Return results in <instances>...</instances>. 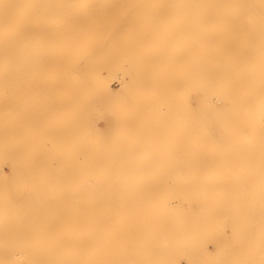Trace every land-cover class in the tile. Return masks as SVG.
<instances>
[{
    "label": "bare ground",
    "instance_id": "6f19581e",
    "mask_svg": "<svg viewBox=\"0 0 264 264\" xmlns=\"http://www.w3.org/2000/svg\"><path fill=\"white\" fill-rule=\"evenodd\" d=\"M67 1L70 0H0V141L7 133L14 132L16 137L25 134L23 117L27 113V98H70V101L77 98L76 106L81 111L85 102L91 104L89 114L83 116L82 111L70 119L76 128L75 131L72 127V131L81 133L69 135L72 141L67 135L72 147L66 145L67 142L65 148H59L55 144L59 139L50 137V141L45 136L39 137L37 151L31 153L33 155L26 154L30 163L28 160L29 164L22 163L26 158L21 157L22 161L21 154L20 164L18 157L13 158L7 152V149L17 148L18 155L19 142L15 148H9V138L8 147L0 146V264H264V0H123L140 2L141 7L143 2L191 5V8H168L170 13L183 11V14L178 13L181 21V16L188 15L186 21L190 30L186 33L187 39L185 33L182 35L179 31L170 36L174 40V37L184 38V44L187 42L194 49L199 47L190 49L193 57L187 60L189 66L175 67L176 59H170L173 67L166 63L169 67L152 70L148 76L151 78L148 91L142 89L143 85L135 87L136 97L161 98L162 103L166 102L169 115H155L157 119L153 120L157 121L159 129L154 132L150 129L156 126L151 128L150 124L147 126L140 121V129L145 125L149 131L144 130L146 128L132 130L135 132H131L132 135L125 127L149 115H143L147 107L145 112L140 111L143 115L140 117L120 112L125 100L118 90H113L111 77L117 83L116 78L121 79V87L126 85L127 79L118 72L121 71L119 65L115 66L118 60L125 62L126 58H116L117 61L113 58L114 66L110 64L113 60L110 62L107 58L112 67L97 63L114 54L111 45L122 37L117 23L125 19L114 24L107 12V18L99 22L95 13L100 4L93 12L95 19L79 22V18L76 23L72 12L71 15L67 12L71 20L66 18L68 15L59 17ZM50 5L55 8L51 10ZM93 5H89L91 10ZM118 5L111 13L119 10ZM79 10L75 12L78 14ZM31 13H34L32 17ZM45 13H52L54 17L45 18ZM80 13L73 16L81 17ZM181 21H177L178 27ZM160 30L159 36L170 33L166 28ZM131 32L127 31L122 38L127 39ZM102 40L109 46L100 50L97 45L100 41L102 44ZM134 41L142 44L139 39ZM133 45L136 50L137 44L130 47ZM121 49L124 48L121 46ZM115 54L119 55L120 50ZM109 69L113 70L111 77ZM144 79L142 76L136 85L142 84ZM102 98H114L115 105L122 102L123 105L119 104L122 109L118 111L117 105L108 106L105 99L106 106L102 103L101 107ZM136 99L129 101L133 103ZM51 103L55 108L56 101L51 99ZM155 103L154 107L158 101ZM136 107L132 108L136 111ZM84 125L86 130L82 128ZM87 134L89 140L84 136ZM105 140L108 145H102ZM23 141L20 139L26 148ZM48 141L51 144H47ZM88 141L91 146L85 145ZM13 142L15 144V140ZM121 142L125 145L117 146ZM27 148L22 147V150H34ZM68 148L74 153L65 151ZM22 150L20 153H24ZM15 154L12 156L16 157ZM61 155L65 157L60 160ZM34 158H42L44 163L34 161L38 163L34 165ZM9 159L12 164L7 163L11 162ZM58 160L64 164L63 170H59ZM4 165L15 177L13 185L3 179ZM36 175L41 177L40 182L36 179L33 183L35 179L31 178ZM63 175L69 176L64 178ZM16 180L23 181V186Z\"/></svg>",
    "mask_w": 264,
    "mask_h": 264
},
{
    "label": "rangeland",
    "instance_id": "374dc122",
    "mask_svg": "<svg viewBox=\"0 0 264 264\" xmlns=\"http://www.w3.org/2000/svg\"><path fill=\"white\" fill-rule=\"evenodd\" d=\"M78 1V2H77ZM85 0H83V1H81V0H70V1H67V2H69V3H67V4H65L66 5V7H65V5L63 6V8H62V14L61 15H59V17H62V18H65V17H63V16H67L68 14H67V12L71 15L72 13H74L75 15H78L79 16V13H80V15H81V17H76V16H73V15H71V17L72 18H74V21H73V19H72V21L73 22H80V21H82L83 19L84 20H87V18L89 19V18H91L92 19V17H94L93 19H95V14H97V18L99 19H96V20H98L99 22H103L101 19H106L107 18V16H109L108 17V19L109 20H113V23L115 24V23H117V20H118V22L120 21V20H123V18L125 19V20H123V21H120V23H117L118 25L120 24V26H118L117 27V29H118V31H120V30H122V32H123V34L124 33H126L127 31H132L131 32V34L129 35V36H127L126 38L129 40V41H127V39H124V38H122L123 36L125 37L126 35H127V33L126 34H122V32H120V36H122V37H119V41L120 42H118V40H116L117 41V43H116V41H115V43L117 44V47H116V45H114L115 43H113V45H111V49H113V53L115 54V52H119V50H120V54L119 55H112V54H110V56H106V57H104V58H102V59H100V60H98L97 61V63H99L100 62V64L102 65V66H106V65H108V66H110L109 65V63L113 60V62H111L110 64L111 65H113L114 66V64L116 63L115 62V60H116V58H119L120 60L123 58V56H124V58H126L127 59V63H126V59H125V62H124V59L122 60V61H117V65L115 64V66H118L119 65V68L121 69V71H118L119 73H121L122 75H124L123 77L124 78H126L127 80H126V85L124 84L123 85V87H121V79H120V81H119V79L118 78H116L117 80H118V83L115 81V79H114V81H113V79H112V72H113V70H111L110 71V69H109V74H111L110 75V77H111V86H112V88H113V90H118V92H120L119 93V95L121 96V98H123L124 100H125V105H126V103L128 104V105H124V106H122L123 107V109L120 107V105H123V103L122 102H118V104L116 103V105H117V110L119 111V110H121L122 109V111H120V112H123V113H125L126 114V116H127V114L129 115H137L138 117H140L139 115L141 114L142 115V112H145V108L147 107V112H145V113H143V115H149V117H147V119L145 118V119H136L138 122H136V120H135V123H133L132 122V125L130 126V125H127L125 128L127 129V130H129L130 131V134L132 135V133H135V132H137V129L138 130H141V129H143V128H146V129H144V130H146V131H149V127H153V126H156V128L154 127L152 130L150 129V131L151 132H154L155 130H157V128L159 129V126H158V124H157V121H154V120H156L157 119V117L155 116V115H157L158 113L159 114H164V115H162V116H166L167 117V115H169V107L167 106V103L165 102H163L162 103V101H160L161 100V98L159 99V98H155V100H154V98H139V97H136V96H138L137 95V91H136V89H135V87L136 88H138L140 85H143V88H142V86H141V88L142 89H144V90H146V91H148L149 90V88H150V80H151V78H149L148 76H150L151 74L150 73H152V70L155 68V67H169V65H170V67H173L172 65H171V63L173 62H171V60H175L176 59V61H174L173 62V65L175 66V67H181V68H184V66L185 67H187V66H189L188 64V61L187 60H189V57L191 58V57H193V54H192V51H193V47L194 46H188L187 45V42L184 44V38H188L189 37V35H188V37H187V34H189V29H188V23H187V21H188V15H186V17H184V16H181V18H182V21L179 19L180 17H179V14L178 13H180V14H183V11H181V12H179V11H175V13H174V11L172 12V13H170V12H168V11H170V10H168V8H184V7H188V8H191V5H181V6H179L180 4H177L176 6L175 5H172V4H165V3H149V2H143V5H142V7H141V4L142 3H138V2H128V1H123V0H86V1H88V2H86V4H88L87 5V7H86V4H83V3H85L84 2ZM92 1V2H91ZM105 1V2H104ZM111 2V4L109 5V3ZM114 2H117V5L120 3V2H122V5H121V9H122V11L124 12V13H122V11H120L121 9L119 8V10L118 9H116V12H112L113 14H115V15H113L112 16V13H111V10H114L115 9V7H117V5H116V3H114ZM119 2V3H118ZM126 2H128L127 4H126ZM78 3V4H77ZM92 3H94L95 5H93ZM135 3V4H134ZM147 3H148V5H147ZM82 4V5H81ZM98 4V5H97ZM101 4V7L99 6ZM112 4L113 5H116V6H114V8L112 7H110V6H112ZM121 4V3H120ZM130 4H132V6H133V8H132V6L130 5ZM134 4V5H133ZM137 4H139V6L138 7H136L137 6ZM81 5V6H80ZM83 5H84V9H82L83 8ZM89 5H93V7H92V10H93V8L95 7V9L92 11L90 8H91V6H89ZM104 5V6H103ZM124 5V6H123ZM146 5V6H145ZM151 5H152V7H151ZM164 5H166L165 7H163ZM171 6V7H169V6ZM89 6V7H88ZM97 6V7H96ZM102 6H103V8L105 9H103L102 8ZM108 6V7H107ZM123 6V7H122ZM128 8V10L126 11L125 9H127L126 7ZM128 6H130V7H128ZM151 8H150V7ZM174 6V7H173ZM177 6H179V7H177ZM194 7H196L195 5H193ZM43 7H45V6H43ZM49 8H51V10L53 9V7L55 8V5H50V6H48ZM48 7H46V8H48ZM70 7V8H69ZM75 7H78L80 10H79V13L77 14V12H75L76 11V9H78V8H75ZM98 7H100L97 11L98 12H96L95 14L93 13L94 11H96V8H98ZM125 7V8H124ZM136 7V8H135ZM146 7V8H145ZM155 7V8H154ZM65 8V9H64ZM68 8V10L66 11V9ZM73 8V9H72ZM75 8V9H74ZM86 8V9H85ZM142 8V9H141ZM144 8V9H143ZM157 8V9H156ZM69 9H71V11L69 10ZM88 9L90 10V13L92 12V14H90L89 13V11H88ZM140 9H141V13H143L144 12V10H145V12L141 15V13H140ZM149 9V10H148ZM152 9V10H151ZM165 9H166V11H165ZM74 10V11H73ZM84 10H86V11H84ZM100 10V11H99ZM118 10V11H117ZM125 10V11H124ZM160 10V11H159ZM168 10V11H167ZM65 11H66V14L64 15L63 14V12L65 13ZM87 11H88V13H87ZM104 11V12H103ZM132 11H135V12H132ZM147 11H149V12H147ZM155 11H157V12H155ZM167 12V13H164V12ZM72 12V13H71ZM83 12V13H82ZM108 12V13H107ZM126 12V13H125ZM155 12V13H154ZM101 13V14H100ZM105 13H107V14H105ZM129 13V14H128ZM137 13H139L138 15H136ZM147 13V14H146ZM151 13V14H150ZM34 14V13H33ZM32 13H31V15H29V16H31L32 17V15H33ZM84 16H83V15ZM87 14H89V16H91V17H89ZM99 14H100V17H99ZM109 14H111V15H109ZM126 16H125V15ZM155 14V15H154ZM161 14H163L162 16H161ZM167 14H169V15H167ZM176 14H178V16L176 15ZM188 14V13H187ZM70 15H68L66 18L68 19L69 17H70ZM86 15V16H85ZM94 15V16H93ZM107 15V16H106ZM130 15V16H129ZM152 16V17H149V16ZM158 15V16H157ZM164 15H166V16H164ZM35 16H36V14H35ZM42 17H43V15H41ZM44 16H45V18H48V17H51V16H53L52 15V13H51V15H47V13H45L44 14ZM82 16H83V18H82ZM111 16V17H110ZM115 16V18L114 19H111V18H113ZM122 16H124V17H122ZM132 16V17H131ZM137 16V17H136ZM138 16H139V18H138ZM171 16V17H170ZM175 16H176V18H175ZM54 17V16H53ZM71 17L69 18L70 20H71ZM86 17V18H85ZM105 17V18H104ZM118 17H119V19H118ZM129 17V18H128ZM148 17H149V19H148ZM158 17H159V19H158ZM179 17V18H178ZM80 18V19H79ZM82 18V19H81ZM121 18V19H120ZM133 18V19H132ZM153 18V19H152ZM173 20H172V19ZM189 18H190V16H189ZM75 19H76V21H75ZM77 19H79L78 21H77ZM132 19V20H131ZM146 19V22H144L143 20H145ZM151 19H152V21H151ZM158 20V22H157V20ZM177 19V20H176ZM186 19H187V21H186ZM129 20V21H128ZM139 20V21H138ZM161 20H164V21H161ZM125 21H127V23L125 22ZM134 21V22H133ZM140 21H141V23H140ZM161 21V22H160ZM168 21H169V23H168ZM174 21V22H173ZM177 21H181L180 22V27L182 26V28H181V30L180 29H178V28H180V27H178L179 26V23H177ZM184 21H186V22H184ZM123 22V23H122ZM130 22H132L131 24H130ZM136 22V23H135ZM137 22H138V24H137ZM143 22V23H142ZM149 22V23H148ZM151 22L153 23V24H151ZM172 22V23H171ZM182 22H184V23H182ZM156 23V24H155ZM164 25H162V24ZM175 23V24H174ZM122 24V25H121ZM124 24V25H123ZM134 26H133V25ZM135 24H137V25H135ZM159 24V25H158ZM167 24V25H166ZM183 24V25H182ZM129 25V26H128ZM143 25V26H142ZM149 25V26H148ZM155 27H154V26ZM170 25H177V26H170ZM123 26V27H122ZM127 26V27H126ZM146 26L149 28V27H151V28H149V30H147L148 28H146ZM159 26H160V28H161V30H160V28H159ZM170 26V27H169ZM120 27V28H119ZM128 27H130V28H132V30H130ZM139 27H140V29H139ZM144 27H145V30H144ZM154 27V28H153ZM157 27V28H156ZM166 28V30L168 29V31L170 32L169 34H168V36L167 35H161V36H159V34H158V32H159V30L162 32V31H164L165 30V28ZM183 27H185V30H184V28ZM124 28V29H123ZM159 28V29H158ZM170 28V29H169ZM176 29V31H175V29ZM155 29H156V31H155ZM173 29V30H172ZM178 29V30H177ZM124 30V31H123ZM136 30V31H135ZM140 30V31H139ZM147 30V31H146ZM158 30V31H157ZM173 31V34H172V31ZM184 30V31H183ZM187 30V32H185ZM141 33H139V32ZM181 32L182 33V35H184V33H185V37L184 38H182V39H179L178 37H174L175 38V40L173 39V35L176 33V32ZM135 34H134V33ZM144 32V33H143ZM148 32V33H147ZM151 32H154V33H151ZM136 33H138V34H136ZM148 35H147V34ZM187 33V34H186ZM134 34V35H133ZM146 34V35H145ZM153 34V35H152ZM158 34V35H157ZM132 35H133V37H132ZM135 35H136V37H135ZM138 35V36H137ZM144 35L146 36V38L144 37ZM170 35H172V36H170ZM140 36H142V37H140ZM149 36H151L152 37V39H151V37H149ZM166 36H167V38H166ZM139 37V38H138ZM157 39H156V38ZM160 37H162V38H160ZM164 37V38H163ZM170 37V39H168ZM172 37V38H171ZM121 38H122V41H121ZM132 38H134L133 40H132ZM158 38H160V39H158ZM138 40L139 39V41L140 42H142V44H138V43H136V41H134V40ZM145 39V40H144ZM150 39V40H149ZM155 39V40H154ZM162 39V40H161ZM168 39V40H167ZM185 39V40H186ZM125 40H126V45H125ZM153 40V41H152ZM160 40V41H159ZM171 40H173L172 41V43H171ZM124 41V42H123ZM138 41V42H139ZM151 41V42H150ZM155 41H157V42H155ZM159 41V42H158ZM162 41L164 42V43H162ZM166 41V42H165ZM169 41V42H168ZM175 41H176V43H175ZM179 41H181V42H179ZM129 42H130V44H129ZM132 42V43H131ZM145 42V43H144ZM173 42H174V44H173ZM183 42V43H182ZM106 43H108V42H106L105 40H102V44H101V41H100V43H99V45H101V46H99V45H97L98 47V49H100V50H102V49H105V47H107V46H109V44H107L106 45ZM119 43V44H118ZM124 43V44H123ZM144 43V44H143ZM147 43V44H146ZM150 43V44H149ZM155 43V44H154ZM170 43V44H169ZM120 44H121V46H122V48H124V49H121V46H120ZM132 44H137V46H136V50H134L135 49V45H133V48L132 47H130V46H132ZM160 46H159V45ZM177 44V45H176ZM178 44H180V45H178ZM139 45V46H138ZM147 45V46H146ZM149 45V46H148ZM155 45V46H154ZM161 45H163V46H161ZM165 45H167V46H165ZM183 45V46H182ZM104 46V47H103ZM120 46V47H119ZM124 46H126L127 47V49L130 47L131 49H132V51H131V49L129 48L127 51L125 50V48L126 47H124ZM129 46V47H128ZM143 46V47H142ZM180 46V47H179ZM103 47V48H102ZM116 47V48H115ZM140 47V49H138ZM144 47H146L145 49H144ZM152 47V48H151ZM154 47V48H153ZM163 47V48H162ZM167 47V48H166ZM181 47H182V49H181ZM183 47H185L184 49H183ZM102 48V49H101ZM119 48V49H118ZM149 48V49H148ZM151 48V49H150ZM159 48V49H158ZM164 48H166V49H164ZM170 48H174V51H173V49H171L170 50ZM188 48V49H187ZM115 49V50H114ZM116 49H118V50H116ZM167 49H169V50H167ZM177 49H179V51H177ZM186 49V50H185ZM192 51H191V50ZM196 49H199V47H197V46H195V49L194 50H196ZM122 50V51H121ZM126 52H125V51ZM139 50H141V52L139 51ZM145 50H146V52L148 51V53H146L145 52ZM154 50V51H153ZM159 50V51H158ZM162 50V51H161ZM175 50H176V52H175ZM182 50H183V52H182ZM115 51V52H114ZM124 51V52H123ZM152 51L154 52V53H152ZM157 51V52H156ZM191 51V52H190ZM121 52H123V55H122V53ZM128 52H131V54L130 53H128ZM137 52H138V54H137ZM149 52H151V53H149ZM159 52H160V54H159ZM162 52V53H161ZM188 52V53H187ZM190 52V53H189ZM175 54V53H179L178 55L177 54H175L174 56L172 55V54ZM188 55H186V54ZM118 54V53H117ZM130 54V55H129ZM135 54V55H134ZM165 55V56H163L162 57V55ZM121 55V56H120ZM129 55V56H128ZM131 55H133V56H131ZM142 55V56H141ZM152 55V56H151ZM154 55V56H153ZM159 55H161V56H159ZM168 55V56H167ZM171 55V56H170ZM186 56V57H184V56ZM125 56H128V57H125ZM141 56V57H140ZM149 56H150V59H146L147 57L149 58ZM179 56H181V57H179ZM121 57V58H120ZM136 57V58H135ZM145 57V58H144ZM162 57V58H161ZM179 57V58H178ZM188 57V58H187ZM109 60H108V59ZM110 58H112V59H110ZM113 58H115V60L113 59ZM134 58H135V60H137L136 62H135V60H134ZM169 58V59H168ZM173 58V59H172ZM103 59H104V61H103ZM108 61H110V62H108ZM145 59V60H144ZM156 59H158L157 61H156ZM161 59V60H160ZM168 59V60H167ZM171 59V60H170ZM180 59V60H179ZM103 61V62H102ZM132 61H133V63H132ZM139 61V62H138ZM141 61V62H140ZM146 61H147V64H146ZM171 63H170V62ZM183 61V62H182ZM186 61V62H185ZM106 62V63H105ZM119 62H121V64L119 63ZM124 64H123V63ZM151 62V63H150ZM159 62H161V63H159ZM164 62H165V64H164ZM108 63V64H107ZM114 63V64H113ZM143 65H142V64ZM154 63V64H153ZM163 63V65H161ZM166 63L167 64H169V65H166ZM175 63H177V64H175ZM179 63V64H178ZM100 64H96L97 65V67H99V65ZM128 64H130L129 66H128ZM131 64H132V66H131ZM139 64H140V66H139ZM153 64V65H152ZM157 64V65H156ZM180 64H181V66H180ZM183 64V65H182ZM185 64V65H184ZM96 65H94L95 67H96ZM100 65V66H101ZM122 65H123V67H122ZM127 65V66H126ZM135 67H134V66ZM124 66H126V67H124ZM110 67H112V66H110ZM130 67V68H129ZM124 68H125V70H124ZM137 68H140V69H137ZM148 68V69H147ZM102 69V68H101ZM132 69H134V71L132 70ZM126 70H128V71H126ZM129 70H131V72L129 71ZM142 70V71H141ZM149 71V72H148ZM126 72H127V74H126ZM143 72V73H142ZM131 75H129V74ZM140 73H142V74H140ZM107 74H108V72H107ZM114 74V73H113ZM143 74H146V75H143ZM126 75V76H125ZM136 75V77L134 78V76ZM142 76H144V80H142L141 82H142V84L140 83L139 85H136V84H138L139 82H140V78L142 77ZM115 77H116V75H115ZM114 77V78H115ZM129 77V78H128ZM134 78V79H133ZM137 78L139 79L138 81H137V83H136V80H137ZM148 78V79H147ZM133 79V80H132ZM132 80V81H131ZM146 80H147V82H146ZM113 81V82H112ZM135 81V82H134ZM144 81H145V83H144ZM121 82V83H120ZM130 82H133V83H130ZM153 82V81H152ZM113 83V84H112ZM124 83V82H123ZM148 83V84H147ZM121 84V85H120ZM120 85V86H119ZM134 85V86H133ZM146 85V86H145ZM125 86V87H124ZM129 86V87H128ZM130 86H132L131 88H130ZM138 86V87H137ZM119 87V88H118ZM122 89H121V88ZM126 87H128V89L126 88ZM124 88H126L125 90H127V91H125V90H123ZM146 88V89H145ZM123 90L122 92L120 91V90ZM131 89V90H130ZM130 90V91H129ZM137 98V99H136ZM13 99H15V98H13ZM34 100V102H33V100ZM37 98H27V100H28V103H27V105H26V110H25V112H27L26 114H25V116L23 117L24 119V121H25V125L23 126L24 128V131H25V134H19L18 135V137H16L17 136V134H15L14 135V132L13 133H7V134H5L4 136H5V138H4V136H3V138H2V140L0 141L1 142V145L0 146H2V147H8L9 145V148H11V147H13V148H15L16 147V145H17V143L16 142H19L18 144L19 145H17V147H19V150L18 151H20L21 152V150H22V147H23V149H26L27 148V146H28V148L30 149L31 147L34 149V150H32V152H31V150H28V148H27V150H28V152L26 151V150H22L24 153H20L19 152V154L17 155V148H15V149H10V150H8L7 149V152L9 151V152H11V153H9L8 152V155L9 156H11V157H13V158H17L18 157V162L20 163V164H22V163H26V164H29L30 163V161L28 160L30 157H28V159H27V157H26V154H30V155H33V154H31V153H33L34 151H37L36 150V147L38 146L37 145V143H39V141L41 140L40 138L42 137V139L44 138L43 136H45L46 138H49L50 139V141L54 138V139H59L60 140V142L58 141L57 143H55V144H57V147H59V148H61V146H62V148L64 147L65 148V146L66 145H68L69 147H72V145L70 146V140H69V137H70V139H71V141H72V137L73 136H75V135H79V134H81V133H74V131H72L73 129L75 130L76 128L73 126V123L71 122V120L70 119H72L73 120V116H76V114H78V113H80V114H82V111H83V116L85 115V114H89L90 113V111H91V109H90V102L88 101V103L87 102H85V104H83V107H85V108H82V111H81V109H80V107H77L76 106V104H77V101H76V99L77 98H71L72 99V101H70V98H67V99H63V98H38L37 100L38 101H36V103H35V100H36ZM40 99H42L41 101H40ZM46 99H48V100H46ZM51 99H52V101L54 100V101H56V104H57V106L59 105L60 107L58 108L57 106H56V104H55V108H53L54 107V105H51V104H53V103H51ZM57 99V100H56ZM105 99V100H104ZM111 99V100H110ZM129 99H132V100H135L136 99V101H134L133 103H135V104H133L132 102H130L129 101ZM141 99V100H140ZM149 99H150V101H149ZM157 99V100H156ZM159 99V100H158ZM44 100H45V102H44ZM60 100H61V102H63V103H61L60 102ZM103 100H104V103H106L105 101H108L107 102V104H109L108 106H113V105H115V99L114 98H108V100L106 99V98H102L101 99V107H102V103H103ZM131 100V101H132ZM142 100H145V101H143L142 102ZM17 101V100H16ZM30 101V102H29ZM43 101V102H42ZM50 101V102H49ZM109 101H111V102H109ZM113 101H114V103H113ZM117 101V100H116ZM120 101V100H119ZM130 103H129V102ZM141 101V102H140ZM147 101V102H146ZM157 101H158V103H157ZM33 102V103H32ZM37 102H39V103H37ZM48 102V103H47ZM67 102V103H66ZM140 102V103H139ZM151 102H153L152 104H151ZM158 104H156V103ZM161 102V103H160ZM13 103V102H12ZM35 106L36 105V107H33V105ZM51 103V104H50ZM65 103V104H64ZM73 105H72V104ZM103 103V106L105 105ZM112 103V104H111ZM132 103V104H131ZM139 103V104H138ZM147 103H148V105H147ZM154 103L156 104V107H154L155 105H154ZM170 103V102H169ZM37 104H39L38 105V109H37ZM43 106H42V105ZM51 106H50V105ZM64 104V105H63ZM111 104V105H110ZM120 104V105H119ZM133 105V106H131V105ZM142 104H143V106H142ZM145 104H146V106H145ZM162 106H161V105ZM31 105V106H30ZM48 105V106H47ZM62 105V106H61ZM68 105L70 106V107H68ZM115 105V106H116ZM136 105L137 106H139V107H136ZM40 106H42L41 108H40ZM72 106H73V108H72ZM106 106V105H105ZM130 106V107H129ZM149 106H153V107H149ZM167 106V107H166ZM52 107V108H51ZM129 107V108H128ZM132 107H136V111H135V108H132ZM32 108H33V110H32ZM51 108V110H49ZM56 108H58V111L57 110H55ZM61 108H64V109H62L63 110V112H62V110H61ZM66 108H68V110L69 109H71V110H66L65 111V109ZM137 108H139V109H137ZM142 108H144V109H142ZM149 108H150V110H149ZM44 109H48L46 112H45V110ZM60 109V110H59ZM86 111H85V110ZM87 109H88V111H87ZM130 109H133V112H131V110ZM141 109V110H140ZM157 109V110H156ZM163 109H165V110H163ZM38 110V111H37ZM44 110V111H43ZM56 111V113H55V111ZM77 112H76V111ZM138 110V111H137ZM148 110H149V113H148ZM62 112V113H60V112ZM68 111V112H67ZM71 111V112H70ZM135 111V112H134ZM140 111H142V112H140ZM156 111V112H155ZM41 112H43V113H41ZM48 112V113H47ZM58 112V113H57ZM67 112V113H66ZM70 112V113H69ZM75 112V113H74ZM136 112H137V114H136ZM32 113V114H31ZM37 115H36V114ZM51 113H52V115H51ZM65 113V114H64ZM73 113V114H72ZM134 113V114H133ZM139 113V114H138ZM28 114L30 115L29 117H28ZM40 114V115H39ZM56 114H58V115H56ZM79 114V115H80ZM152 116H151V115ZM158 114V115H159ZM41 115H42V117H41ZM51 115V116H50ZM60 115V116H59ZM63 115V116H62ZM66 115V116H65ZM71 115V117H69ZM73 115V116H72ZM142 115V116H143ZM39 116H40V118H39ZM46 116V117H45ZM59 116V117H58ZM151 116V117H150ZM155 116V117H154ZM32 117V118H31ZM60 117H62L63 118V120H64V122L62 121V118H60ZM39 118V119H38ZM67 118V119H66ZM152 118V119H151ZM156 118V119H155ZM27 119V120H26ZM32 121H31V120ZM47 119V120H46ZM84 119V118H83ZM154 119V120H153ZM52 120V121H51ZM54 120V121H53ZM57 120V121H56ZM69 120V121H68ZM148 120V121H147ZM151 120V121H150ZM153 120V121H152ZM35 121H37V122H35ZM42 121H43V123H42ZM59 121V122H58ZM60 121H61V124L63 123L64 124V126L65 127H63V124L61 125L60 124ZM134 121V120H133ZM143 122V123H147V126L149 125V127L147 128V126L146 127H141V129H140V126H139V122ZM146 121V122H145ZM31 122V123H30ZM32 122H33V125H32ZM40 122V123H39ZM49 122V123H48ZM54 122V123H53ZM71 122V123H70ZM83 122H87V121H84L83 120ZM156 122V123H155ZM29 123V124H28ZM59 123V124H58ZM139 123V124H138ZM152 123V124H151ZM28 124V125H27ZM38 124H39V126H38ZM41 124V125H40ZM56 124V125H55ZM66 124V125H65ZM135 124V125H134ZM155 124V125H154ZM36 125V126H35ZM47 126V128H46V126ZM55 125V126H54ZM57 125H59V126H61V127H59V126H57ZM137 125V126H136ZM152 125V126H151ZM27 126V127H26ZM30 126H31V129H30ZM33 126V127H32ZM43 126V127H42ZM68 126V127H67ZM42 127V128H41ZM54 127V128H53ZM59 127V128H58ZM73 127V129H71ZM131 127V128H130ZM136 127H138V128H136ZM44 128H46V130H44ZM61 128V129H60ZM82 128H84L85 130H86V126L84 125V127H82ZM39 129V130H38ZM52 129V130H51ZM59 131H58V130ZM65 129V130H64ZM69 131H67V130ZM148 129V130H147ZM44 130V131H43ZM51 130V131H50ZM54 130V131H53ZM84 130V131H85ZM135 130V132H133V131ZM154 130V131H153ZM30 131V132H29ZM36 131V132H35ZM37 131H38V133H37ZM57 131V132H56ZM68 133H66V132ZM76 131V130H75ZM10 132V131H9ZM40 132V133H39ZM47 132H49V133H47ZM50 132H53V133H51L50 134ZM61 132V133H60ZM71 132V133H70ZM132 132V133H131ZM151 132H150V134H151ZM27 133H28V135H27ZM45 133V134H44ZM50 134V135H47V134ZM54 133H55V135H54ZM31 134V135H30ZM39 134H40V136H39ZM44 134V135H43ZM59 134V135H58ZM66 134V135H65ZM9 137H8V136ZM22 135V136H21ZM27 135V136H26ZM54 135V136H53ZM69 135H72V137L71 136H68ZM14 136V137H13ZM24 136H26V137H24ZM48 136V137H47ZM57 136V137H56ZM85 136V138L86 139H88L89 140V137H88V134L87 135H84ZM6 137H8L7 138V140L5 141V139H6ZM18 139V140H16V138ZM21 137H24V139L23 138H21ZM30 137H32V139L30 138ZM33 137H36V139L34 138L33 139ZM40 137V138H39ZM52 139H51V138ZM65 137H67V139L65 138ZM91 137V136H90ZM10 138V140H11V142L14 144V140H15V144L13 145L11 142L9 143V141H8V139ZM12 138H13V140H12ZM30 138V139H29ZM40 140H39V139ZM20 139H21V141H23L22 143L23 144H25L26 143V148H25V146L24 145H22L21 144V142H20ZM30 141H29V140ZM34 140V143H36V144H34V143H32V141ZM68 140V141H67ZM3 141H5V142H7V143H5V142H3ZM61 141H64V142H62L61 143ZM2 142H3V144H2ZM29 142H30V144H33L31 147H29L30 146V144H29ZM68 142V143H67ZM8 143H9V145H8ZM60 143V144H59ZM67 143V144H66ZM103 143V142H102ZM102 143H100V144H102ZM29 144V145H28ZM40 144V143H39ZM47 144H51L49 141H48V143ZM54 144V143H53ZM64 144H66V145H64ZM81 143H78V145H80ZM91 146L92 145V143L91 142H87L85 145H87V146H89V145ZM110 144V143H109ZM116 144H118V143H115V145ZM128 144V143H127ZM126 144V145H127ZM141 145H143L142 143H140ZM147 143H145L144 145H146ZM166 145L168 144V143H165ZM12 145V146H11ZM21 145H22V147H21ZM36 145V146H35ZM64 145V146H63ZM102 145H108V143H106V140L104 141V143L102 144ZM119 145H125V143L124 144H122V142L121 143H119L117 146H119ZM128 145H131L130 143L128 144ZM162 145V144H161ZM33 146H35V147H33ZM162 146H164V145H162ZM31 148V149H32ZM71 149L72 148H68V149H66L65 151H70L69 153L70 154H73L74 152H73V149H72V151H71ZM13 152H12V151ZM16 150V151H15ZM62 152L64 151V149L63 150H61ZM89 151V150H88ZM67 152V153H68ZM12 153H16L15 155H16V157L13 155L12 156ZM36 153V152H35ZM85 153H87V152H85ZM22 154V155H21ZM62 154V153H61ZM64 154V153H63ZM19 155H21L20 156V158L21 157H23L24 155H25V158H26V160H24L23 161V158H21L22 159V163L20 162L21 161V159H19ZM27 156H29V155H27ZM62 157H65L64 155H61L60 157H59V159L61 160V158ZM35 159V160H34ZM33 160H32V162L34 163V165H37L38 163L40 164V163H42L44 160H42V158L41 159H39V160H37L38 158H34ZM10 161H11V159H9ZM15 160V159H14ZM17 160H15V162L17 161ZM20 160V161H19ZM29 161V163H27L28 161ZM66 159H62V161L63 162H66L65 161ZM38 162V163H35V162ZM59 161V160H58ZM87 161V160H86ZM31 162V163H32ZM7 163H9V164H12L13 162L11 161V162H7ZM44 163V162H43ZM59 163H60V161H59ZM62 163V162H61ZM60 163V166H58L57 167V169H59V170H63V169H61L63 166H64V164L62 165ZM10 167V166H9ZM41 167V166H40ZM79 167H81V165L79 166ZM65 168L66 169H68V167H66L65 166ZM82 168V167H81ZM2 169H3V174H2V176H3V179L5 180V182L6 183H8V184H11V185H13V174L12 173H9L10 171V169L8 168V166H3L2 167ZM70 169H71V166H70ZM12 170V169H11ZM37 176L39 177V175H36V177L34 176L33 178H31L32 180H34L33 181V183L34 182H36V179H37V183L38 182H40V181H38V180H40V178H37ZM65 176L66 175H63V177L65 178ZM69 176V175H68ZM68 176H66V177H68ZM15 178V177H14ZM17 181V184L19 183V182H21V181H19V180H16ZM14 182H15V180H14ZM22 183L24 184V182L22 181ZM22 183H19V184H21L22 186H23V184Z\"/></svg>",
    "mask_w": 264,
    "mask_h": 264
}]
</instances>
